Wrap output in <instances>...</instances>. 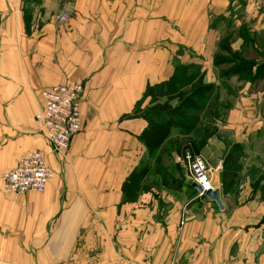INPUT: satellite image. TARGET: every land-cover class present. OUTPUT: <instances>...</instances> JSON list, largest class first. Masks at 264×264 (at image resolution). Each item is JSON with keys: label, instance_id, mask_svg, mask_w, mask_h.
Masks as SVG:
<instances>
[{"label": "crops", "instance_id": "1", "mask_svg": "<svg viewBox=\"0 0 264 264\" xmlns=\"http://www.w3.org/2000/svg\"><path fill=\"white\" fill-rule=\"evenodd\" d=\"M193 70L177 87H229L225 123L202 99L155 155L185 136L224 209L187 172L159 176L140 139ZM66 82L83 87V128L56 153L36 114ZM33 150L47 189L6 190ZM0 264H264V0H0Z\"/></svg>", "mask_w": 264, "mask_h": 264}, {"label": "built area", "instance_id": "2", "mask_svg": "<svg viewBox=\"0 0 264 264\" xmlns=\"http://www.w3.org/2000/svg\"><path fill=\"white\" fill-rule=\"evenodd\" d=\"M61 21L69 18L66 12L57 17ZM83 87L79 83L66 82L43 90V108L36 114L44 129L47 143L54 152L68 150L73 136L83 128L80 99ZM184 167L191 182L199 184L203 190L215 189L212 176L213 168L202 156L193 155L186 150L183 158ZM55 172L49 166L40 150H33L22 158L19 164L3 175L6 190L14 193L27 191L44 192ZM200 196L204 193L200 192Z\"/></svg>", "mask_w": 264, "mask_h": 264}, {"label": "trees", "instance_id": "3", "mask_svg": "<svg viewBox=\"0 0 264 264\" xmlns=\"http://www.w3.org/2000/svg\"><path fill=\"white\" fill-rule=\"evenodd\" d=\"M251 65L252 62L242 59L239 62V69L242 67V69L246 71V74V69L252 67ZM248 73L250 74L251 72ZM184 75L185 74L181 73L178 75V77H176V87L177 82L182 83L181 80L183 79ZM227 75H229V73H227ZM212 90V85L202 86L198 84L189 91L178 90L177 87V89H175V93H177L176 97L179 98L178 104H159L169 106L170 108L167 107L166 110L161 111L157 107L159 105H157L155 108H153V110L149 111L151 115H154V118H152L150 127L143 132L140 139L146 145L150 156L155 155V153L161 148L162 144H164L165 141L170 137L172 128L178 126L180 122H182L179 118L184 120L185 117H188L189 111L198 112L200 109L199 101L208 98ZM182 144L183 150L185 151L190 147L187 142H182ZM135 174L136 173H133L132 176ZM139 176H142V172L139 173Z\"/></svg>", "mask_w": 264, "mask_h": 264}, {"label": "rangeland", "instance_id": "4", "mask_svg": "<svg viewBox=\"0 0 264 264\" xmlns=\"http://www.w3.org/2000/svg\"><path fill=\"white\" fill-rule=\"evenodd\" d=\"M62 12H66L68 14V16H70L68 11L62 10L56 15V17H58L59 14ZM227 45H228V39L223 42L224 47ZM221 51H223V50H221ZM197 75H198L197 71L193 70V73H190L189 75H184L181 82L182 83H187L188 81L190 82L189 79L192 77L196 78ZM226 76H227V79L229 80L230 76H228V75H226ZM175 89H177L176 86H175ZM179 89H180V87L178 85V90ZM157 94H158V96H161L162 91L158 90ZM223 94L224 95H221V92H219V94L216 95L214 98L212 97L210 99V97H209L208 100L202 101L203 104H206V103L208 104V102L210 100V102H211L210 107H212V109H210L211 111L209 112V114L207 113V116H213L214 115L216 118H218L219 127H221V128H222V125L225 123V121H224L225 117L229 113V110H230V88L229 87L224 88ZM176 95H177V93H175V97H176ZM214 103H216V104H214ZM161 104H165V103H161ZM157 107L161 111L166 110L167 107L170 108L169 106H166V105H159ZM188 114H189V116L185 117V120L196 119L198 112L190 111ZM179 119L182 122H184L183 119H181V118H179ZM222 133H223V131H221V133H220L221 136L224 135ZM185 138H186L185 136L180 137L179 135H174L165 144V146L162 148V150H160L155 156L152 157L153 171L157 172L159 176L170 177V176H172V173L176 176H178V175L182 176V175L186 174L187 171H186V168L184 167V164H183V158H184V155L186 154V151L183 150V144H182V142L185 143L188 141L187 138H186V140H184ZM193 155L201 156L199 154H193ZM152 162L148 161L147 163H149V165L152 167V165H151ZM143 170L144 171H142V175H144L145 168Z\"/></svg>", "mask_w": 264, "mask_h": 264}, {"label": "water", "instance_id": "5", "mask_svg": "<svg viewBox=\"0 0 264 264\" xmlns=\"http://www.w3.org/2000/svg\"><path fill=\"white\" fill-rule=\"evenodd\" d=\"M192 186L199 192H203L204 195L209 199L215 201L221 209H224V204L221 198V191L219 189L203 190V188L195 182H192Z\"/></svg>", "mask_w": 264, "mask_h": 264}]
</instances>
